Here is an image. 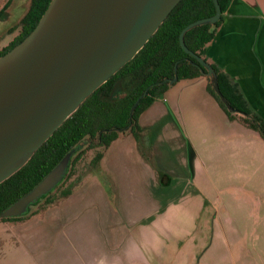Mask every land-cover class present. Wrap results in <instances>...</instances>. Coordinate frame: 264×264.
Segmentation results:
<instances>
[{
	"label": "rangeland",
	"instance_id": "obj_1",
	"mask_svg": "<svg viewBox=\"0 0 264 264\" xmlns=\"http://www.w3.org/2000/svg\"><path fill=\"white\" fill-rule=\"evenodd\" d=\"M29 4L0 0V11L6 5L0 15V50L19 34ZM245 144L230 143L213 152L204 144V157L188 151V176L149 178L147 188L157 207L131 214L118 205L97 228L89 218L71 230L61 228L67 225L61 218L20 229L0 222V264H264V162L256 158L255 145ZM96 151L85 153L77 175L98 171L86 172ZM206 152L229 166V173L214 169L226 177H194L192 163L200 160L206 168ZM131 191L141 193L137 184ZM50 210L45 205L29 220L46 219Z\"/></svg>",
	"mask_w": 264,
	"mask_h": 264
},
{
	"label": "water",
	"instance_id": "obj_2",
	"mask_svg": "<svg viewBox=\"0 0 264 264\" xmlns=\"http://www.w3.org/2000/svg\"><path fill=\"white\" fill-rule=\"evenodd\" d=\"M180 1L50 0L34 29L0 56V184L25 166L95 90L137 55ZM212 1L215 14L184 27L180 45L197 61L227 111L240 121L256 123L252 114L228 104L212 65L184 43L189 30L219 21L218 0ZM174 74L164 81L169 86L177 81L176 66ZM149 88L133 105L129 119ZM111 131L122 136L130 133V125ZM91 143L88 135L80 139L32 189L0 212V220L26 218L48 205L76 156Z\"/></svg>",
	"mask_w": 264,
	"mask_h": 264
},
{
	"label": "crops",
	"instance_id": "obj_3",
	"mask_svg": "<svg viewBox=\"0 0 264 264\" xmlns=\"http://www.w3.org/2000/svg\"><path fill=\"white\" fill-rule=\"evenodd\" d=\"M205 57L237 88L251 113L264 121V0H231ZM207 82L199 77L170 85L140 115L141 142L138 144L131 133L119 136L104 150L96 173L84 175L67 197L47 201L54 211L50 210L46 219L29 220L33 213L6 222L20 229L61 218L67 223L61 228L71 230L80 228L87 218L100 227L99 222L118 205L131 214L143 213L146 207H157L147 188L149 178L160 173L171 178L188 176V151L204 157L200 147L208 143L212 152L235 142L255 145L256 158L264 162V138L242 121L229 120L208 93ZM206 156V168L200 160L192 163L194 177H226L214 169L229 173V166L211 158L208 152ZM135 184L141 193L131 191ZM133 194H139L140 199L137 201Z\"/></svg>",
	"mask_w": 264,
	"mask_h": 264
},
{
	"label": "trees",
	"instance_id": "obj_4",
	"mask_svg": "<svg viewBox=\"0 0 264 264\" xmlns=\"http://www.w3.org/2000/svg\"><path fill=\"white\" fill-rule=\"evenodd\" d=\"M49 2L50 0H30L28 10L20 20L19 34L0 50V56L20 43L34 29ZM230 2L231 0H218L221 17L214 25L195 27L184 36L186 47L205 61H207L206 47L214 38L216 29L222 22V15ZM5 6L1 9L0 15ZM214 14L215 7L212 0H181L137 55L95 90L34 153L25 166L0 184V212L32 189L72 146L87 135L93 143L76 156L65 183L58 190L59 196H51L48 202L54 197H67L81 181L84 172L77 175V166L87 151L97 149L86 172L98 167L104 150L119 137L118 133L111 129H125L130 125V133L139 144L142 133L138 124L139 117L167 91L169 84L164 81L174 78L175 66L177 81L205 77L197 61L182 49L179 35L188 24ZM212 67L217 74L219 90L228 104L235 110L252 114L237 88L215 66ZM205 78L208 81V78ZM147 88L149 90L139 100L129 119L133 105ZM207 91L229 120L237 119L227 111L209 82H207ZM253 117L256 123L247 119H242V122L264 138V121L255 115ZM15 220L20 219H2L0 222Z\"/></svg>",
	"mask_w": 264,
	"mask_h": 264
},
{
	"label": "flooded vegetation",
	"instance_id": "obj_5",
	"mask_svg": "<svg viewBox=\"0 0 264 264\" xmlns=\"http://www.w3.org/2000/svg\"><path fill=\"white\" fill-rule=\"evenodd\" d=\"M91 159H92V158H91ZM90 161H91V160H90ZM90 161H89V163H90ZM89 163H88V164H89Z\"/></svg>",
	"mask_w": 264,
	"mask_h": 264
}]
</instances>
